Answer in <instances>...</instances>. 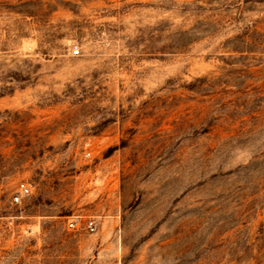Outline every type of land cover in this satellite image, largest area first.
Returning <instances> with one entry per match:
<instances>
[{"label":"rangeland","instance_id":"obj_1","mask_svg":"<svg viewBox=\"0 0 264 264\" xmlns=\"http://www.w3.org/2000/svg\"><path fill=\"white\" fill-rule=\"evenodd\" d=\"M0 264H264V0H0Z\"/></svg>","mask_w":264,"mask_h":264},{"label":"built area","instance_id":"obj_2","mask_svg":"<svg viewBox=\"0 0 264 264\" xmlns=\"http://www.w3.org/2000/svg\"><path fill=\"white\" fill-rule=\"evenodd\" d=\"M74 54H78L79 53V50L78 49H75ZM31 192V189H30V186L25 183V182H21L19 184V187H18V192L15 194L14 198H13V202L15 203H20L21 200H22V197L24 196H27L28 194H30ZM79 217H75L73 218L72 220H70L68 222V227L69 228H77L78 225H79ZM85 228L90 231V232H95L96 229H97V223L95 220L91 219L89 221L86 222V226Z\"/></svg>","mask_w":264,"mask_h":264}]
</instances>
